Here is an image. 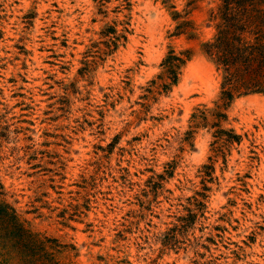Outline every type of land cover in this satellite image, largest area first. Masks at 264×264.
<instances>
[{
	"label": "rangeland",
	"instance_id": "obj_1",
	"mask_svg": "<svg viewBox=\"0 0 264 264\" xmlns=\"http://www.w3.org/2000/svg\"><path fill=\"white\" fill-rule=\"evenodd\" d=\"M218 2L0 0V182L63 261L264 264V94L212 115Z\"/></svg>",
	"mask_w": 264,
	"mask_h": 264
},
{
	"label": "trees",
	"instance_id": "obj_2",
	"mask_svg": "<svg viewBox=\"0 0 264 264\" xmlns=\"http://www.w3.org/2000/svg\"><path fill=\"white\" fill-rule=\"evenodd\" d=\"M210 20L214 34L203 42L202 48L221 76L220 96L212 115L222 120L228 116L223 110L236 98L264 94V0H219ZM189 58L188 50L179 54L171 50L164 58L162 65L172 81L170 84L178 82L180 69ZM213 125L220 123L216 121ZM216 133L230 134L237 141L241 138L225 129ZM63 247L58 238L32 228L6 199L0 182V264H74L62 260Z\"/></svg>",
	"mask_w": 264,
	"mask_h": 264
}]
</instances>
